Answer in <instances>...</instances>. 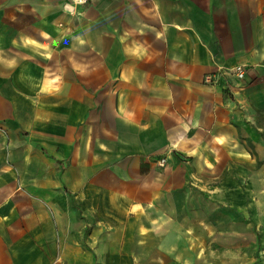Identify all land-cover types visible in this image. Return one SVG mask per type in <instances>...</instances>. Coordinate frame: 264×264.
<instances>
[{"label":"crops","instance_id":"1","mask_svg":"<svg viewBox=\"0 0 264 264\" xmlns=\"http://www.w3.org/2000/svg\"><path fill=\"white\" fill-rule=\"evenodd\" d=\"M65 1L0 0V264H254L264 0Z\"/></svg>","mask_w":264,"mask_h":264},{"label":"built area","instance_id":"2","mask_svg":"<svg viewBox=\"0 0 264 264\" xmlns=\"http://www.w3.org/2000/svg\"><path fill=\"white\" fill-rule=\"evenodd\" d=\"M92 1L93 0H66L63 9L67 13H72L76 8L85 6ZM228 76H233L237 80H241L243 78V71L239 67L227 72L221 71L218 75L216 74L211 76H205L204 82L208 85H216L219 81L222 80V78L227 80Z\"/></svg>","mask_w":264,"mask_h":264},{"label":"rangeland","instance_id":"3","mask_svg":"<svg viewBox=\"0 0 264 264\" xmlns=\"http://www.w3.org/2000/svg\"><path fill=\"white\" fill-rule=\"evenodd\" d=\"M258 244L256 248H252L251 259H254V264H264V226L259 227V232L257 233ZM261 242V244H260ZM256 249V250H255ZM254 250L256 254L254 255Z\"/></svg>","mask_w":264,"mask_h":264}]
</instances>
